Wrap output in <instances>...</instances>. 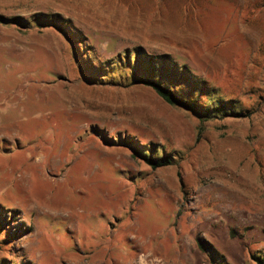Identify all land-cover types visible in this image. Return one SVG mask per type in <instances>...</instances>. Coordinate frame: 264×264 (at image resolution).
<instances>
[{
	"label": "rangeland",
	"instance_id": "rangeland-1",
	"mask_svg": "<svg viewBox=\"0 0 264 264\" xmlns=\"http://www.w3.org/2000/svg\"><path fill=\"white\" fill-rule=\"evenodd\" d=\"M136 47L243 115L203 120L85 67ZM0 221L5 264H258L264 0H0Z\"/></svg>",
	"mask_w": 264,
	"mask_h": 264
},
{
	"label": "trees",
	"instance_id": "trees-1",
	"mask_svg": "<svg viewBox=\"0 0 264 264\" xmlns=\"http://www.w3.org/2000/svg\"><path fill=\"white\" fill-rule=\"evenodd\" d=\"M33 20L39 24L57 26L74 41L75 37H78L77 33L69 28L68 20H64L59 15L45 17L43 14H37ZM80 43L79 40L77 49H80ZM81 59L83 60V57ZM106 66L109 68L107 69ZM116 66L123 71L117 74L120 83L148 86L165 102L186 109L203 120L217 115H243V112L237 111L239 108L234 99L207 97V101H201V94L206 92L204 81L193 77L185 65L173 61L167 54L153 55L145 52L141 47H136L130 51L126 50L123 55L113 61L111 66L104 63L99 67L93 65L85 67L90 71H96L94 75H103V78H99L102 80L109 77V72L111 76H114L115 68L113 67ZM141 156L153 168L170 165L173 161V157L163 149H157V153H154V149L149 148L141 151ZM256 261L258 264H264V257H256Z\"/></svg>",
	"mask_w": 264,
	"mask_h": 264
}]
</instances>
